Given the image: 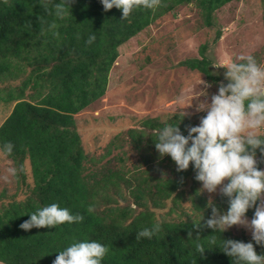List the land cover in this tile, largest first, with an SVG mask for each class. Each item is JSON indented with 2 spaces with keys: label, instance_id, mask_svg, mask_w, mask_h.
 I'll use <instances>...</instances> for the list:
<instances>
[{
  "label": "trees",
  "instance_id": "obj_1",
  "mask_svg": "<svg viewBox=\"0 0 264 264\" xmlns=\"http://www.w3.org/2000/svg\"><path fill=\"white\" fill-rule=\"evenodd\" d=\"M193 1L211 27L213 14L235 0H157L153 8H145L142 0H136L127 18L116 8L106 12L100 0H70L72 15L63 18L55 15L56 5L62 0H43V6L41 0H0V84L8 90L3 89L6 97L0 99L14 102L0 126V145L9 141L14 145L11 155L2 154L15 165L22 185L26 184L28 161L33 182L23 201L0 207V260L5 264H53L56 252L84 239L108 245L103 264H235L222 252L220 237L244 242L252 238L227 231L215 233L206 226L211 209L195 188L200 182L195 180L194 170L190 167L178 172L171 157L161 159L155 149L153 129L162 126L158 119L142 123L145 130L152 132L144 144L141 145L146 132L130 129L127 135L137 138L142 152L154 148L153 157L147 154L143 158L145 166L158 160L160 165L168 163L166 168L174 164L172 178L148 177L135 185L117 168L102 167L88 173V160L75 120L76 115L104 97L109 73L119 57L118 49L158 19ZM90 34L96 36L92 44L87 43ZM220 37L217 32L214 43ZM206 48L207 45L200 48V59L187 60L181 66L216 84L222 78L209 68ZM17 81L19 85L8 86ZM178 119V114H174L169 120ZM197 119L186 116L180 123L184 135L187 127L198 125ZM257 160L261 168L264 155L259 150ZM188 179L194 184L190 201L198 217L159 222L147 202L155 209L163 208L167 199L176 204L182 199ZM122 185L140 211L107 206L114 203L109 196L111 190L123 198L119 190ZM99 202L106 207L99 209ZM51 203L83 215V222L29 231L20 228L29 219L27 214ZM214 203L222 212L227 210L226 197L220 195ZM253 214L254 209L249 210L247 218ZM200 221L199 227L194 226ZM154 224L161 226L157 235L151 240L136 239L139 231ZM197 237L209 249L202 256L196 252ZM255 248L258 254H264V245Z\"/></svg>",
  "mask_w": 264,
  "mask_h": 264
},
{
  "label": "rangeland",
  "instance_id": "obj_2",
  "mask_svg": "<svg viewBox=\"0 0 264 264\" xmlns=\"http://www.w3.org/2000/svg\"><path fill=\"white\" fill-rule=\"evenodd\" d=\"M217 32L221 37L214 43ZM204 45H207L205 57L210 62L209 68L222 80L207 89V97L194 98L190 106L192 97L205 90L204 84L200 83L208 82L202 74L181 66V63L200 59V48ZM118 52L119 57L109 73L104 97L75 116L88 160L87 171L98 172L102 167L117 168L133 185L148 177L172 178L174 164L166 168L168 163L160 165L158 160L145 166L143 158L147 154L153 157L154 148L149 147L147 152H142L137 138H131L127 131L146 132L142 145L151 132L142 127L145 120L166 122L185 107L183 111L187 116L198 118L199 124L205 113L196 112L195 106L204 100L210 102L219 83H227L224 79L226 69L220 66L234 60L239 62L237 58L242 54L253 55L259 64L264 65V0L231 2L213 14L211 27L207 26L198 3L193 1L158 19L121 46ZM19 84L20 81L9 82L8 86ZM4 88L7 92L6 86L0 84V97L3 99L6 97ZM181 96L185 98L183 104L177 103ZM13 106L14 102L5 103L0 99V126ZM9 169H15V173H10ZM261 169H264V164ZM25 174L26 184L22 185L15 165L0 152V207L11 201H23L30 194L33 182L28 161L25 162ZM193 185L188 179L182 189V199L176 204L172 199H167L163 202V208L155 209L148 201V208L155 213L159 222L184 221L186 218L195 220L199 213L193 209L190 201ZM195 188L207 204L210 199L215 202L220 196L219 189L214 194L201 192V183ZM119 190L123 198L115 196L111 190L109 196L114 203L107 206L129 207L136 212L141 210L133 204L125 186L122 185ZM99 203V209L106 207L104 203ZM227 232L252 238L251 230L243 226H233Z\"/></svg>",
  "mask_w": 264,
  "mask_h": 264
},
{
  "label": "clouds",
  "instance_id": "obj_3",
  "mask_svg": "<svg viewBox=\"0 0 264 264\" xmlns=\"http://www.w3.org/2000/svg\"><path fill=\"white\" fill-rule=\"evenodd\" d=\"M41 3L43 6V0ZM100 3L106 12L113 8L120 10L123 18H127L136 6V0H100ZM142 3L145 8H153L157 0H142ZM44 8L49 11L46 6ZM69 14L70 0H62L56 5V16L63 18ZM95 40L96 36L90 34L87 43L92 44ZM237 60L239 62L234 60L220 66L226 69L224 79L227 83H219L210 102L204 100L195 106L196 112L205 113L198 125L187 127V135L181 131L179 125L187 116L183 111L185 107L178 112V120L161 122V127L154 128L155 138H152L160 158L170 156L178 172L190 167L194 170L195 180L202 184L201 192L214 194L219 189L220 195L227 198L228 206L224 212L209 200L208 228L215 233H223L233 226L251 230L249 242L220 237L222 252L235 264H264V254H258L255 248V245H264V169L258 167L257 160V150L264 155V65L250 54H242ZM201 84L205 90L192 97L190 106L194 98L207 97V89L213 86L205 81ZM184 102L183 96L178 97L177 103ZM13 149L10 141L0 145L4 155H11ZM8 171L15 173V169ZM251 209L254 214L249 221L247 213ZM89 211H92L91 207ZM27 215L29 219L20 225L24 231L56 228L84 220L83 215L73 214L58 203L37 208ZM201 221L194 226L199 227ZM160 230L159 224L145 227L136 234V239L151 240ZM202 241L197 237L196 252L201 256L208 249ZM108 252V245L98 240H78L56 252L58 255L53 264H103ZM0 264L5 262L0 260Z\"/></svg>",
  "mask_w": 264,
  "mask_h": 264
}]
</instances>
